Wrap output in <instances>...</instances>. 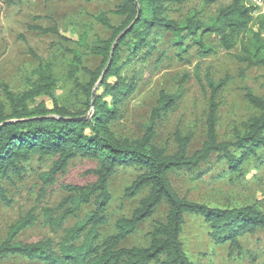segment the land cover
<instances>
[{"label":"trees","instance_id":"16d2710c","mask_svg":"<svg viewBox=\"0 0 264 264\" xmlns=\"http://www.w3.org/2000/svg\"><path fill=\"white\" fill-rule=\"evenodd\" d=\"M218 0H204L206 6ZM253 0H232L221 7L215 17L201 22L195 13L178 23L167 17L166 0H120L111 14L120 19L111 25L106 14L94 20L110 33L105 41L88 46L85 35L75 42L87 54L100 58L94 70L82 67V54L71 51L70 73L75 77L83 71L88 80L76 87L82 92L86 109L72 113L57 104L53 98L55 79L51 65L40 62L33 73L35 84L19 96L4 92L9 103L6 114L0 106V181L11 177L21 178L25 165L32 158L42 161L56 158L52 169L41 175L42 191L63 175L68 164L75 159L96 163L89 174L95 182L85 186H66V198L53 209H43L44 223L53 231L61 230L64 223L83 206L92 204L93 210L81 222L63 230L64 238L58 244L42 240L35 244L15 241L17 234L34 224L29 215L16 223L7 239L0 244V261L8 256H20L39 264H191L181 243L186 216L200 217L209 229V237L216 246L228 245L231 252L241 253L240 238L264 232V213L254 207L216 209L180 198L173 190L169 175L175 172L192 173L213 157L223 162L228 176L243 178V168L251 161L261 166L264 160V93L255 96L246 90L245 100L259 112L250 119L242 132L237 131L232 140H218L217 95L225 82L214 83L206 77L210 90L205 121V139L198 150L188 153L192 136L175 133V151L153 145L157 122L175 106L180 92L167 95L160 92L152 109L145 133L137 140L121 139L114 135L110 125L117 117L119 106L127 102L139 82L136 71L123 75L126 66L149 62L158 51L160 63L166 55L160 49L159 35L170 37L174 56L184 61L189 51L197 48L199 57L215 54V49L203 43L211 36L221 49L230 52L239 48L233 58L247 69L264 68V16L253 17L256 8ZM41 36H54L60 42L69 39L60 34L56 23L51 27L28 26ZM126 54L127 60L123 57ZM34 56V55H32ZM40 61L39 59H37ZM264 87V83H263ZM51 101V107L46 106ZM92 111L90 118L85 117ZM133 169L138 174L124 196L129 199L145 192L129 219L116 222L115 233L100 240L99 229L106 223V210L111 201L109 184L120 170ZM0 201L9 204L0 187ZM167 208L165 219L157 223L149 234L146 248H121V244L134 235L138 227L150 219L157 208Z\"/></svg>","mask_w":264,"mask_h":264},{"label":"rangeland","instance_id":"374dc122","mask_svg":"<svg viewBox=\"0 0 264 264\" xmlns=\"http://www.w3.org/2000/svg\"><path fill=\"white\" fill-rule=\"evenodd\" d=\"M167 17L181 23L193 13L201 22L215 17L221 7L232 0H218L206 6L204 0H166ZM120 0H0V106L9 113V103L4 89L19 96L35 84L33 73L39 63L51 65L55 79L53 98L57 104L72 113H84L85 99L76 87L83 85L88 78L79 71L73 77L70 73L71 51L82 54V67L94 70L100 58L89 55L76 45L77 37L85 35L88 46L110 37L109 31L94 19L106 14L113 26L120 19L111 14ZM257 10L253 17H258ZM56 23L60 34L69 39L62 43L54 36H41L28 29V26L48 28ZM170 37L159 35L160 49L164 59L158 63V51L145 65L136 62L125 65L123 75L131 76L135 71L139 82L131 98L119 106L117 117L110 125L114 135L121 139L137 140L145 133L150 113L156 106L158 95L163 92L172 95L180 92L175 106L157 122L153 145L165 149L167 154L175 151V133L192 136L188 153L199 149L205 139V121L210 90L206 86V77L214 83L222 81L225 86L217 95L218 122L216 133L221 142L232 140L233 135L242 132L245 124L258 117L255 110L244 98L246 90L261 97L264 93V68L247 69L238 63L233 55L239 48L226 52L219 47L213 37L205 36L203 43L215 49V54L206 58L198 55L193 47L184 61L178 60L175 49L170 47ZM34 55V56H32ZM39 59L40 61H38ZM126 61V54L123 57ZM51 107V101L46 100ZM92 111L85 117L90 118ZM56 158L39 161L32 158L25 165L21 178L11 177L1 180L0 187L5 191L8 205L0 201V244L19 220L32 215L34 224L20 231L16 242L35 244L50 240L58 244L64 238L63 230L81 222L93 210V205L83 206L81 211L69 218L61 230L53 231L44 223L43 209L56 208L66 198L64 187L85 186L95 182L89 172L96 163L87 159L71 161L63 175H58L53 185L42 189L41 175L48 173ZM243 178L228 176L223 162L212 158L199 170L192 173L175 172L169 175L170 184L180 198L216 209H239L254 207L264 213V160L261 166L251 161L243 168ZM138 173L133 169L118 171L110 180L111 201L106 210V223L99 229L100 240L115 233L116 222L129 219L145 197L143 192L133 199L124 196ZM167 208L160 205L154 215L142 223L134 235L127 238L121 248H146L149 234L157 223L165 219ZM181 243L191 264H264V232L245 235L240 238L242 251L231 252L228 245L216 246L209 237V229L200 217L186 216L181 234ZM0 264H39L20 256H8Z\"/></svg>","mask_w":264,"mask_h":264},{"label":"built area","instance_id":"2783aa9c","mask_svg":"<svg viewBox=\"0 0 264 264\" xmlns=\"http://www.w3.org/2000/svg\"><path fill=\"white\" fill-rule=\"evenodd\" d=\"M252 5L256 8V11L260 12V15L264 16V0H253Z\"/></svg>","mask_w":264,"mask_h":264},{"label":"water","instance_id":"95a60500","mask_svg":"<svg viewBox=\"0 0 264 264\" xmlns=\"http://www.w3.org/2000/svg\"><path fill=\"white\" fill-rule=\"evenodd\" d=\"M84 119H87V117H82V118H80L79 120H84Z\"/></svg>","mask_w":264,"mask_h":264}]
</instances>
